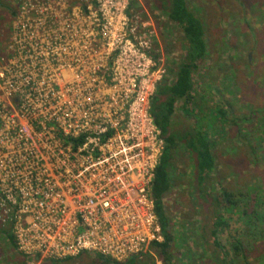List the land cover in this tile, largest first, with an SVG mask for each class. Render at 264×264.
<instances>
[{"label": "built area", "instance_id": "2783aa9c", "mask_svg": "<svg viewBox=\"0 0 264 264\" xmlns=\"http://www.w3.org/2000/svg\"><path fill=\"white\" fill-rule=\"evenodd\" d=\"M34 1H16V19ZM128 1L94 0L86 27L56 21L46 37L13 33L2 50L0 217L8 205L28 264L80 253L123 262L160 240L149 188L163 143L148 109L163 71L146 57L148 33L129 21ZM95 37L111 84L103 92L78 80L59 86L69 68L59 53L81 52L94 73Z\"/></svg>", "mask_w": 264, "mask_h": 264}, {"label": "rangeland", "instance_id": "374dc122", "mask_svg": "<svg viewBox=\"0 0 264 264\" xmlns=\"http://www.w3.org/2000/svg\"><path fill=\"white\" fill-rule=\"evenodd\" d=\"M16 1L18 0H7L14 7ZM151 1L153 0H135L134 6L128 9V14L131 16L128 18L130 22L136 21L137 31L148 33L147 43L143 46L146 57L150 56L154 59L156 68L162 69L161 79L171 81L175 66L183 53L184 40L180 30L174 24L167 22L163 13L156 11ZM185 1L205 25L208 55L194 75L189 101L176 102L172 123H185L190 127H198L210 141L214 161L209 181L212 190L217 193L221 190H233L232 193L235 195V187L241 189V186L249 184L247 191L250 187L256 189L257 192H250L248 196L246 194V197H242L245 213L242 217H238L245 231L244 237L239 239L242 248H245L247 243H252L251 238H255V231L259 232L258 236L264 232L263 227L253 228L250 223L264 218V54L260 55L258 50L251 48L253 41L262 40L263 20L260 17L261 13L251 10L254 5L251 0H245L242 8L235 6L234 2L230 5L225 4V0ZM34 2L36 6L22 9V15L17 19L14 16L15 18L10 21L5 48L13 33L14 39L18 38L17 32L25 34L28 32L36 38L46 37L56 21L61 23L73 20L75 24L86 27L92 20V15H86L93 13L95 9L94 0ZM80 6H89V10L82 13L79 10ZM148 7H151V10ZM245 9L246 12H243ZM261 10H264V6ZM241 15L247 21L245 26L238 21ZM253 16L257 20L256 23ZM141 25H144L143 28H139ZM93 54L94 73L91 71L88 59L81 52H75L72 56L59 53V57L69 64V68L59 71L57 84L60 86L78 80L83 83L98 84V89L103 92L104 85L111 84V75L103 72L107 50L97 37H95ZM3 55H6V51L3 54L0 51V56ZM71 67L74 68L75 73L70 71ZM151 87L153 85H150ZM217 108L224 110V116L221 117L216 113ZM190 162L191 159L184 150L179 149L175 152L170 170L172 186L163 199L170 224L181 236L174 250L175 264L182 261L186 255L191 257V253L186 250L187 247L190 248L192 242L188 240V235L192 233L199 243L197 230L201 225L203 228L207 221L186 192ZM3 208L6 212L0 217V264H28L32 258L23 256L7 240V233L11 235L8 205L4 204ZM0 212L2 214V211ZM236 213L235 208H231L223 214L228 226L219 236L221 243L229 252L231 248L228 241L231 237H235V229L238 230L239 227V223H235ZM183 235L187 239L185 243L182 240ZM197 250V256H192L196 264H209V257L201 252L200 246ZM144 255H150L154 258V264H159L148 247ZM46 262L49 264L48 261L44 263ZM232 264L236 262L232 261Z\"/></svg>", "mask_w": 264, "mask_h": 264}, {"label": "trees", "instance_id": "16d2710c", "mask_svg": "<svg viewBox=\"0 0 264 264\" xmlns=\"http://www.w3.org/2000/svg\"><path fill=\"white\" fill-rule=\"evenodd\" d=\"M251 1L254 3L251 10L254 9L256 12L261 13L260 17L263 20L264 28V10H261V7L264 6V0ZM151 2L152 6L157 9L156 11L163 13L167 22L174 24L180 30L184 40V49L179 62L175 66L173 80L167 81L162 78L155 85L149 98L148 113L154 126L159 131L163 149L154 168L149 188V198L159 228L160 240L150 242L147 247L152 251L159 264H175L174 250L179 244L178 241L181 236L170 224L163 199L172 186L170 180L171 161L175 152L182 149L191 159L189 180L186 181V184H188L186 192L192 197L199 209L198 211L205 215L207 221L204 223L203 228H201L202 225L197 226L199 227L197 230L199 243L196 242L192 233H189L188 240H192V242L190 248L187 247L186 250L191 253V257L184 256L178 264L183 262L184 264H196L192 256H197L199 246L201 252L209 257V264H232V261H235L236 264H256L258 262L264 264V232L258 236L259 232L255 231V238L252 237V243H247L245 248H242L239 239V237L245 235L243 225H240L242 224L241 219L238 218L245 213L242 197H246V194L248 196L250 192H257L256 189L250 187L247 191L249 184L241 186V189L235 187V195L232 193L233 190H221L219 193L212 190L209 187V181L214 161L210 141L198 127H190L185 123H172L176 102L189 101L194 75L207 58L208 42L205 25L185 0H153ZM224 2L229 5L234 2L235 6L242 8L245 0H225ZM134 4L135 0L128 1L127 15H129L128 9L133 7ZM148 8L151 10V7ZM243 12H246V9ZM14 16L15 7L12 3L7 2V0H0V51L3 50L5 43L8 41V27ZM253 19L256 23L257 20L254 16ZM238 21H241L243 26L247 24L245 17H242V15ZM261 39V41H253L251 44L252 50H258L260 55L264 54V34ZM260 47L262 48L259 49ZM216 113L221 117L225 114L224 110L220 108L216 109ZM251 151H253L252 148ZM258 196L260 197V195ZM231 208H235L237 212L235 223H239V227L238 230L235 229V237H231L228 241L231 248L229 252L221 243L219 236L228 226L223 214ZM250 223L253 228L261 226L264 230V218L250 221ZM1 233L5 234L4 231H1ZM6 237L9 244L15 247L12 236L7 233ZM182 240H184V243L187 240L184 235ZM257 252H260V254H257ZM257 255L259 257H256ZM56 261L51 260L49 264H55V262L56 264H81L85 262H88V264H154V258L150 255L134 256L123 262H114L90 253H80L75 257Z\"/></svg>", "mask_w": 264, "mask_h": 264}]
</instances>
